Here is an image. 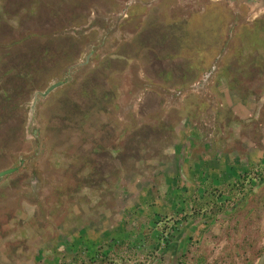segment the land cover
<instances>
[{"label":"rangeland","instance_id":"obj_1","mask_svg":"<svg viewBox=\"0 0 264 264\" xmlns=\"http://www.w3.org/2000/svg\"><path fill=\"white\" fill-rule=\"evenodd\" d=\"M8 168L0 264H255L264 0H0Z\"/></svg>","mask_w":264,"mask_h":264},{"label":"water","instance_id":"obj_2","mask_svg":"<svg viewBox=\"0 0 264 264\" xmlns=\"http://www.w3.org/2000/svg\"><path fill=\"white\" fill-rule=\"evenodd\" d=\"M58 85V83L52 84L50 85L46 90H44V92L42 93V95H46L48 94L53 88H55ZM13 171L12 168H8V169H4L0 171V178L8 173H11ZM255 264H264V249L261 252V254L259 255V257L257 258Z\"/></svg>","mask_w":264,"mask_h":264},{"label":"trees","instance_id":"obj_3","mask_svg":"<svg viewBox=\"0 0 264 264\" xmlns=\"http://www.w3.org/2000/svg\"><path fill=\"white\" fill-rule=\"evenodd\" d=\"M255 175L256 176H259L261 179L260 180H262L263 179V177H264V175H262L261 173H255ZM232 186L233 187H235V188H237V189H240V187L242 186V183L241 182H237V184L236 183H234V184H232ZM94 255H100V251L98 250L97 251V249H96V251H95V253H94ZM97 256L95 257V258H97ZM95 258H93L92 257V262H94L93 260H95ZM128 258H125L124 256L121 258V261H122V263L123 264H125V260H127ZM112 260V259H111ZM79 264H89V263H87V262H85V261H80V263Z\"/></svg>","mask_w":264,"mask_h":264}]
</instances>
